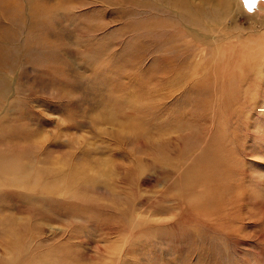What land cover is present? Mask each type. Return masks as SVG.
<instances>
[{
    "label": "rangeland",
    "instance_id": "obj_1",
    "mask_svg": "<svg viewBox=\"0 0 264 264\" xmlns=\"http://www.w3.org/2000/svg\"><path fill=\"white\" fill-rule=\"evenodd\" d=\"M0 168V264H264V0H0Z\"/></svg>",
    "mask_w": 264,
    "mask_h": 264
},
{
    "label": "snow or ice",
    "instance_id": "obj_2",
    "mask_svg": "<svg viewBox=\"0 0 264 264\" xmlns=\"http://www.w3.org/2000/svg\"><path fill=\"white\" fill-rule=\"evenodd\" d=\"M257 0H243L244 6L249 10L252 11L253 7L256 5Z\"/></svg>",
    "mask_w": 264,
    "mask_h": 264
},
{
    "label": "bare ground",
    "instance_id": "obj_3",
    "mask_svg": "<svg viewBox=\"0 0 264 264\" xmlns=\"http://www.w3.org/2000/svg\"><path fill=\"white\" fill-rule=\"evenodd\" d=\"M179 7V6H178ZM192 14V13H190ZM191 16V15H190ZM11 119V118H10ZM3 125V124H1ZM5 125V124H4ZM2 163V162H1ZM0 174L3 175L4 177H6V179L8 180V182L14 181V183H17V180H12V178L6 173L4 174L0 168ZM2 264H4V262H2Z\"/></svg>",
    "mask_w": 264,
    "mask_h": 264
}]
</instances>
